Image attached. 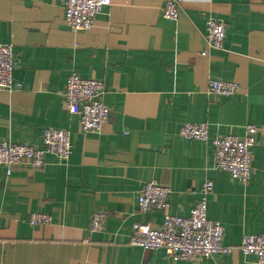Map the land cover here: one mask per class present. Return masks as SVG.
<instances>
[{"label": "crops", "instance_id": "crops-1", "mask_svg": "<svg viewBox=\"0 0 264 264\" xmlns=\"http://www.w3.org/2000/svg\"><path fill=\"white\" fill-rule=\"evenodd\" d=\"M178 1L169 21L167 0H112L90 31L74 33L65 0H0V44L13 46L22 86L0 91V144L41 149L47 129L68 131L72 144L66 163L49 154L42 169L10 176L0 165V264H259L241 247L245 236L264 235V0ZM210 19L227 25L224 51L205 41ZM72 73L105 84L110 117L99 134L65 108ZM212 80L241 88L209 94ZM187 123H207L211 140L242 138L255 125L250 182L218 170L209 144L182 138ZM207 181L208 218L224 227L232 253L175 261L130 245L135 224L164 223L163 212L139 209L147 183L170 188L167 213L188 217ZM98 211L108 218L92 234ZM35 213L51 223L31 226Z\"/></svg>", "mask_w": 264, "mask_h": 264}, {"label": "built area", "instance_id": "built-area-1", "mask_svg": "<svg viewBox=\"0 0 264 264\" xmlns=\"http://www.w3.org/2000/svg\"><path fill=\"white\" fill-rule=\"evenodd\" d=\"M111 4L112 0H65L66 23L74 33L90 31L98 16ZM179 14V1L167 0L163 17L176 21ZM226 37V23L218 19H210L207 22L205 41L211 50L224 51ZM207 54L203 52L202 56ZM14 68L13 46L0 44V91L12 92L21 89V84L14 80ZM240 88L237 82L212 80L209 84V94L232 97L239 93ZM105 93L103 81L84 79L76 73L69 75L64 92V105L70 113L79 116L84 132L99 134L108 123L110 108L102 100ZM258 133L259 129L255 125H249L246 135L242 138L227 135L211 140L207 123H187L179 130V135L186 140H199L209 144L217 169L231 174L235 180L245 185L250 182L253 174V149L257 144ZM42 142L41 149L26 144L1 143L0 165L7 168L10 176L13 170L20 166H27L32 170L42 169L49 154L56 156L62 163L69 160L72 144L68 131L47 129L43 133ZM213 190V182L207 181L190 215L180 217L167 213L170 188L157 182L147 183L139 195V209L143 213L163 212L164 223L158 229L135 224L130 245L145 251L161 250L165 256L175 261H194L197 258L232 253L233 248L224 245V227L208 218V201ZM107 218L106 212H95L91 219L90 233L102 232ZM51 221V216L43 213L32 214L28 219V223L33 227L47 225ZM241 250L244 256L254 257L259 264H264V235L245 236Z\"/></svg>", "mask_w": 264, "mask_h": 264}]
</instances>
